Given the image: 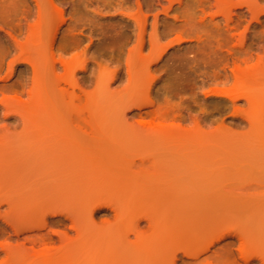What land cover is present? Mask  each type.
I'll list each match as a JSON object with an SVG mask.
<instances>
[{"label": "rangeland", "instance_id": "1", "mask_svg": "<svg viewBox=\"0 0 264 264\" xmlns=\"http://www.w3.org/2000/svg\"><path fill=\"white\" fill-rule=\"evenodd\" d=\"M142 123H177L191 140ZM89 138V161L69 153ZM35 164L97 192L77 197L90 207L75 222L50 217L16 235L7 221L68 200L44 189V171L27 170ZM86 164L90 176L71 171ZM106 180L186 188L194 225L211 226L190 241L212 244L197 256L178 250L174 264H264V0H0V264L2 246L31 251L29 237L51 238L53 251L71 243L58 259L88 264L95 238L142 216L129 192H105ZM139 232L152 235L147 219Z\"/></svg>", "mask_w": 264, "mask_h": 264}, {"label": "bare ground", "instance_id": "2", "mask_svg": "<svg viewBox=\"0 0 264 264\" xmlns=\"http://www.w3.org/2000/svg\"><path fill=\"white\" fill-rule=\"evenodd\" d=\"M246 71V69H236L232 71V74L237 77L239 74L246 73ZM141 125V128L146 130L150 129L154 133H162L164 130L169 131L176 139L179 138L185 143L191 140V134L184 131L181 125L177 123H173L169 126L164 124L146 126L143 123ZM85 143H87L86 148L81 149L78 146V143L71 145L69 153L73 151V156H75V158L83 161H89L91 155H93L96 150H93V147L91 148L92 143L90 138L87 139ZM95 144L96 143H94L93 146H95ZM99 152L102 153L103 151L99 150ZM176 156L179 155L176 154ZM91 167V165L86 164L84 167L72 168L71 171H76L77 174L90 176L92 175ZM173 167L177 172H179V168L177 166ZM28 169L32 174L39 172L43 173L44 171L45 177H43V179L48 180V184H46L44 189L51 192L54 196L58 195L60 197H68V200L61 203L51 199L50 201H47L45 210H34L32 207H28V209L24 210V213L22 214L23 219L21 220H23V222L14 224L15 227L13 226V223L7 221L8 224H10V226H12L15 230L16 235L29 231H39L46 228L48 226L47 220L50 217L56 218L59 216H65L67 219L75 222L78 218H81V216L86 214V211L79 209L78 207L87 208L89 204L79 205L78 200L76 199L77 197H82V195H90L97 192V190H94V188L91 187L92 183L90 180H86L81 183L76 182L75 184H72L71 181L65 182L66 179L60 178L58 180L55 177L56 173L60 170L58 165L35 164L27 167V170ZM95 170L99 171L97 174L102 177L111 176V173L108 172L107 168L95 167ZM177 172L174 174L175 176H179ZM136 181L139 182L138 180ZM133 182L135 184H132ZM137 182L134 180L132 182L130 181V183H125V185L128 184L126 185L127 187L131 186L132 189L129 187L127 188L126 186L125 188L124 184L123 187L122 185H118L113 189V185L116 186V184H114L115 182L108 183L106 180L103 190L105 192H113L115 195L119 196L121 194L123 196L126 194L125 197L129 192L131 194H129V196L132 198V201L130 200L131 203H129L130 206L133 210L142 213V216L137 220L133 218L131 220H127L123 227L121 226L116 229L113 236L98 237L93 240L90 246L87 244L90 252H88L89 257H86L87 260L85 262L88 264H108L110 261H113L112 264H163L164 261H167L169 264H174L176 252H178V250L189 254L193 253L195 256L208 250L212 243L205 244V242L197 243L190 241L192 238H190L189 235L192 232H198V229L207 231L211 226L198 227L194 225L198 224L195 220L198 213L193 211V199L187 197L188 192L186 188H183L182 184L179 192L173 191L172 193L174 194L170 195L167 193V187L162 185L161 182H152L149 185L147 182V185L144 184V182L141 184V181L139 182L140 184L137 185ZM132 185L134 186L132 187ZM129 199L130 197H128V200ZM123 201L126 200L123 199ZM122 204L124 205V203ZM122 204L120 205L121 207L123 206ZM124 207L127 210L130 208L126 205ZM93 208H96V206ZM93 213L94 210H92L89 215ZM142 219H147L153 229V233L149 237H143L139 232V223ZM213 220V224H217L215 226H218L219 223L224 222V216L215 214ZM130 235H134L135 240H131ZM47 240L52 241L51 238L46 239L43 237H29L27 241L31 244V251L28 249L26 250L24 244L15 248L2 246L1 248H3L6 253V259L2 262V264H72L68 262V260L58 259L57 257L60 254L59 252L63 251L67 254H73L74 248L71 243H66L63 245L64 247L60 248V250L53 251L51 250L52 248L47 245L49 244L46 243ZM162 240L165 241V243L160 245L159 243ZM169 240L177 242L179 240H188V243L182 246V244L178 243L170 244L168 243ZM37 245L41 248L38 251L35 249ZM84 247L85 246H81V248Z\"/></svg>", "mask_w": 264, "mask_h": 264}]
</instances>
